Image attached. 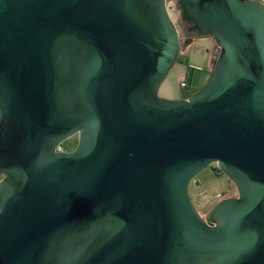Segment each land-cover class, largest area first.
I'll list each match as a JSON object with an SVG mask.
<instances>
[{
    "label": "water",
    "instance_id": "water-1",
    "mask_svg": "<svg viewBox=\"0 0 264 264\" xmlns=\"http://www.w3.org/2000/svg\"><path fill=\"white\" fill-rule=\"evenodd\" d=\"M171 9L219 48L175 101ZM214 164L238 196L204 218ZM0 175V264H264V4L0 0Z\"/></svg>",
    "mask_w": 264,
    "mask_h": 264
},
{
    "label": "rangeland",
    "instance_id": "rangeland-1",
    "mask_svg": "<svg viewBox=\"0 0 264 264\" xmlns=\"http://www.w3.org/2000/svg\"><path fill=\"white\" fill-rule=\"evenodd\" d=\"M176 6V0H167V7ZM169 16L181 36V50L177 63L160 86L159 97L166 100L189 98L202 89L210 78L219 56V48L212 37H196L191 42L185 37L184 27L177 10H169ZM190 86L196 84L195 91L183 89L181 82ZM79 142L78 136L64 141L59 150L72 152ZM2 176L0 175V181ZM190 195L198 212L205 218L222 200L238 196L234 183L217 170L214 164L198 175L190 184Z\"/></svg>",
    "mask_w": 264,
    "mask_h": 264
},
{
    "label": "built area",
    "instance_id": "built-area-1",
    "mask_svg": "<svg viewBox=\"0 0 264 264\" xmlns=\"http://www.w3.org/2000/svg\"><path fill=\"white\" fill-rule=\"evenodd\" d=\"M181 87L183 89H194L196 87V84L192 83L190 86L186 83V81L181 82Z\"/></svg>",
    "mask_w": 264,
    "mask_h": 264
},
{
    "label": "trees",
    "instance_id": "trees-1",
    "mask_svg": "<svg viewBox=\"0 0 264 264\" xmlns=\"http://www.w3.org/2000/svg\"><path fill=\"white\" fill-rule=\"evenodd\" d=\"M191 93L195 91V88L194 89H190ZM218 170V169H217Z\"/></svg>",
    "mask_w": 264,
    "mask_h": 264
},
{
    "label": "crops",
    "instance_id": "crops-1",
    "mask_svg": "<svg viewBox=\"0 0 264 264\" xmlns=\"http://www.w3.org/2000/svg\"><path fill=\"white\" fill-rule=\"evenodd\" d=\"M259 1H261L264 4V0H259Z\"/></svg>",
    "mask_w": 264,
    "mask_h": 264
},
{
    "label": "flooded vegetation",
    "instance_id": "flooded-vegetation-1",
    "mask_svg": "<svg viewBox=\"0 0 264 264\" xmlns=\"http://www.w3.org/2000/svg\"><path fill=\"white\" fill-rule=\"evenodd\" d=\"M76 136H78V135H76ZM78 137H79V136H78ZM74 150H75V149H74ZM74 150H73V151H74Z\"/></svg>",
    "mask_w": 264,
    "mask_h": 264
}]
</instances>
